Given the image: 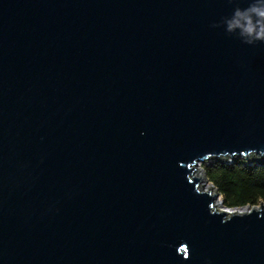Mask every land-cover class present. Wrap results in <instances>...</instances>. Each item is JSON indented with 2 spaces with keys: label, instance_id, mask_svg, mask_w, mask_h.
<instances>
[{
  "label": "water",
  "instance_id": "95a60500",
  "mask_svg": "<svg viewBox=\"0 0 264 264\" xmlns=\"http://www.w3.org/2000/svg\"><path fill=\"white\" fill-rule=\"evenodd\" d=\"M258 2L0 0V264H264L194 175L264 159Z\"/></svg>",
  "mask_w": 264,
  "mask_h": 264
},
{
  "label": "trees",
  "instance_id": "16d2710c",
  "mask_svg": "<svg viewBox=\"0 0 264 264\" xmlns=\"http://www.w3.org/2000/svg\"><path fill=\"white\" fill-rule=\"evenodd\" d=\"M213 158L202 164L205 179L218 192L227 209L264 203V159Z\"/></svg>",
  "mask_w": 264,
  "mask_h": 264
},
{
  "label": "clouds",
  "instance_id": "9594fccd",
  "mask_svg": "<svg viewBox=\"0 0 264 264\" xmlns=\"http://www.w3.org/2000/svg\"><path fill=\"white\" fill-rule=\"evenodd\" d=\"M240 19L234 24L228 25L229 30L240 29V35L246 42L252 43L255 40H264V0L253 5L250 9L244 10L243 14L238 13Z\"/></svg>",
  "mask_w": 264,
  "mask_h": 264
},
{
  "label": "bare ground",
  "instance_id": "6f19581e",
  "mask_svg": "<svg viewBox=\"0 0 264 264\" xmlns=\"http://www.w3.org/2000/svg\"><path fill=\"white\" fill-rule=\"evenodd\" d=\"M202 171L198 168V167H196L195 168V171H194V175L196 176V175H201L202 176ZM200 185H201V187H202V189L203 190H211V188L209 187V185H206L205 184V181L203 180L202 182H200ZM214 192H212V194H213ZM219 203V202H218ZM217 202H216V199H215V205H217V206H219V204H218Z\"/></svg>",
  "mask_w": 264,
  "mask_h": 264
},
{
  "label": "rangeland",
  "instance_id": "374dc122",
  "mask_svg": "<svg viewBox=\"0 0 264 264\" xmlns=\"http://www.w3.org/2000/svg\"><path fill=\"white\" fill-rule=\"evenodd\" d=\"M228 159V158H227ZM249 160H252L253 158H252V156H250L249 158H248ZM211 160V159H210ZM228 160H230V159H228ZM209 161V160H208ZM208 161H206V162H208ZM202 164L203 163H200L199 165H198V168L202 171V173H203V170H202ZM202 178H203V174H202ZM203 180L205 181V184L206 185H209V187L211 186V184L206 180V179H204L203 178ZM218 201L220 202L221 201V198H220V196L219 197H217V199H216V202L218 203ZM219 204V203H218ZM215 208L217 209V210H223L222 209V207H221V205H219V206H217V205H215Z\"/></svg>",
  "mask_w": 264,
  "mask_h": 264
}]
</instances>
